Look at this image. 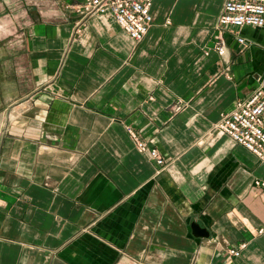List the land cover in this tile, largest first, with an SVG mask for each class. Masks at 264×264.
Masks as SVG:
<instances>
[{"label":"crops","instance_id":"1","mask_svg":"<svg viewBox=\"0 0 264 264\" xmlns=\"http://www.w3.org/2000/svg\"><path fill=\"white\" fill-rule=\"evenodd\" d=\"M85 1L0 0V264H264V162L216 125L264 26L220 54L224 0H154L141 41Z\"/></svg>","mask_w":264,"mask_h":264},{"label":"built area","instance_id":"2","mask_svg":"<svg viewBox=\"0 0 264 264\" xmlns=\"http://www.w3.org/2000/svg\"><path fill=\"white\" fill-rule=\"evenodd\" d=\"M154 0H86L82 10L86 14H109L136 41H141L153 23L152 4ZM244 26H264V0H224L223 10L217 21L219 30L216 48L220 54L225 51L224 29H238ZM241 43L245 38L238 36ZM217 127L229 134L232 139L251 150L264 162V81L252 93L238 99L234 108L224 113ZM128 131L142 152H147L159 164L163 156L155 147H150L132 127ZM259 182V181H258ZM264 185V181H260ZM238 255V249H231Z\"/></svg>","mask_w":264,"mask_h":264},{"label":"water","instance_id":"3","mask_svg":"<svg viewBox=\"0 0 264 264\" xmlns=\"http://www.w3.org/2000/svg\"><path fill=\"white\" fill-rule=\"evenodd\" d=\"M191 227H192V233L195 236L208 237L210 235L209 230L206 227L201 226L200 223L198 222H192Z\"/></svg>","mask_w":264,"mask_h":264}]
</instances>
